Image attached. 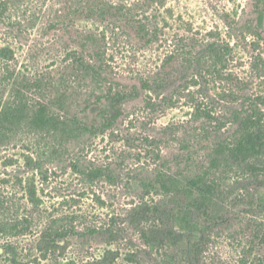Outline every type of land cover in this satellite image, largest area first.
I'll return each instance as SVG.
<instances>
[{
    "label": "trees",
    "instance_id": "obj_1",
    "mask_svg": "<svg viewBox=\"0 0 264 264\" xmlns=\"http://www.w3.org/2000/svg\"><path fill=\"white\" fill-rule=\"evenodd\" d=\"M28 1L0 0V30L16 42H21L27 26L33 28L38 20L35 12L28 20L26 14L20 15ZM156 1L159 0H76L73 9L64 4V24L59 26V12L43 18L50 30L59 28L66 33L71 28L70 14L96 19L111 32L126 35L146 48L160 34L158 21L149 13ZM238 20L244 34L264 40V0H249V9H243ZM227 27L237 41L238 29L231 23ZM70 41L75 47H67L63 59L52 63L57 65L59 78L57 73L47 77L18 67L14 50L4 42L0 44V146L23 134L24 169L26 174L35 173L38 183L48 184L70 173L69 182L76 181L78 187L73 195L90 191L96 194L94 186L104 182L127 200L116 215L95 220L79 210L40 208L37 184L3 175L0 264H26L24 248L19 244L22 239L35 243L32 247L37 245L41 251H51L71 241L99 245L100 254L80 264H145L135 261L136 255L124 244L126 230L137 234L147 255L159 249L173 250L178 244L194 255L204 234L191 239L176 234L169 224L174 207L195 211L205 227L221 228L232 223L238 227L232 228L233 232L242 240L238 264H264L262 258L251 259L253 248L264 246V223H252L247 215V219L232 217L228 211L229 200L235 210V206L247 205V189L241 182L253 180L264 188V90L255 95L244 93L239 105L229 103L236 100L237 88L248 86L227 69L233 45L213 36L201 40L194 36L180 38L152 74L122 86L115 83L108 65V41L104 35L87 31ZM250 69V82L264 77V57L260 53L251 57ZM62 73L78 85L63 83ZM211 84L218 93H211ZM166 88L167 93L162 91ZM141 93L145 116L139 118V124L148 123L147 118L161 105L174 106L177 102L189 109L187 119L162 127L160 133L144 130L133 138L118 123H132L129 115H124L125 104ZM71 94L79 98L73 99ZM104 137L123 145L129 140L134 143V139L136 150L124 149L119 154L112 150L109 161L90 158L94 139ZM129 162L132 166L128 168ZM232 174L246 177L244 181H233L239 185L237 192L225 185ZM7 184L10 187L5 188ZM250 208L249 211L254 207ZM121 215L125 216L122 223ZM158 264H171V259Z\"/></svg>",
    "mask_w": 264,
    "mask_h": 264
},
{
    "label": "rangeland",
    "instance_id": "obj_2",
    "mask_svg": "<svg viewBox=\"0 0 264 264\" xmlns=\"http://www.w3.org/2000/svg\"><path fill=\"white\" fill-rule=\"evenodd\" d=\"M64 4H66V7L72 6L73 9L76 6V0H29L25 2L19 12L20 15L26 14L25 17L28 20L35 12L38 15V20L33 28L27 26L26 31L23 32L21 42H16L12 36L4 35L3 30H0V44L4 42L14 50L18 67H27L29 73L37 72L47 77H53L57 73L59 78V72L55 70L57 65H52V63L63 59L67 47H75V44L70 40L81 33L84 34L90 31L97 35H104L105 40L108 41L106 59L115 83L129 86L138 80L141 75L152 74L159 65L163 55L175 49L178 39L183 37L188 39L194 36L196 39L201 40L213 36L219 40L228 41L233 45V52L229 58L227 69L233 71L245 81V84H248L246 86L247 89L245 86L241 87L242 85L240 88L243 90L237 88L234 92L236 93L234 95L236 100L231 99L229 103L239 105L243 100L244 93L255 95L264 90V77L254 80L253 83L250 82L253 76V72L250 69L251 57L257 53L264 57V40L255 39L250 34H244V29L240 28L238 20L243 9H249V0L156 1L152 4L149 13L158 21L160 34L157 41L146 48L139 47L135 41L126 35L122 36L111 32L105 23L74 14H70L72 20L70 21L71 28L68 33L62 32L59 28L50 30L43 15L48 17L49 15L53 16L55 12H59V15H61V24L59 26L64 24L67 21V8ZM40 13H43L42 16ZM228 23L233 24L238 29L239 39L237 41L232 39L227 27ZM62 38H65V40L61 41ZM62 78L64 80L63 83H68L71 87L78 85L73 80L70 81V77H66L64 73H62ZM210 88H213L212 84ZM225 89H228V87L225 86ZM78 90H81V88ZM162 91L167 93L169 90L166 88V90ZM212 92L218 93L213 91V89ZM71 97L73 99L79 98L74 94H71ZM143 97L144 95L141 93L138 98H130L126 101L124 115H129L132 123L128 125H126V121L124 124L118 123V127L128 130L133 138L138 137L144 130L160 133L162 132V127L182 123L188 117L189 109L184 104L177 102L174 106L161 105L156 112L147 118L148 123L141 125L138 120L140 117L145 116L142 106ZM215 106H219V104L216 103ZM25 140V135L20 134L16 138L11 139L6 146H0V178L3 175L7 179L19 177L20 179H25L27 183L33 182L37 184L38 197L41 200L40 208L51 209L52 207H57L66 210H79L94 217L91 219L96 220L101 217V219L106 220L111 215H116L118 213L117 209L127 200L119 194L118 189L115 190L114 186L104 182H99L94 186L96 194L90 191L82 196L73 195V191L78 187H76V181L69 182L72 179L70 173L57 176L55 180L48 184L38 183L37 175L35 173L26 174L24 169ZM133 141L134 143L129 140L123 145L121 142H111L107 137L97 138L94 139L88 156L98 160L109 161L112 157V150H116L117 154L124 149L134 152L137 142L134 139ZM129 165L132 166L130 162L128 163V168L130 167ZM243 176L242 174L237 176L232 174L227 179L229 182L225 183L226 187L236 191L239 185L233 181L236 178V180L240 181ZM245 178L241 181H244ZM240 184H243L247 189L244 202L247 205L235 206L237 208L235 210L232 209L234 207L232 200H229L228 209L230 210L228 211L232 217H245L246 219L248 217L252 219V223H264L263 186H256V184H261L253 180L241 182ZM7 187L10 186L7 184L5 188ZM63 203L73 205V208L70 209ZM250 206L254 207L251 211H249L251 209ZM257 207L259 209H256ZM189 209L174 207V210L170 211L169 224L176 234L184 235L189 239L193 238V236L197 238L198 234L203 232L204 240H202L199 245L200 249L194 255L187 254L181 244L175 246L173 250L170 249L163 252V250L159 249L156 253L147 255L144 252L146 247L138 239L137 234L131 230H126L123 233L124 244H127L126 246L132 251L133 255H136L134 256L135 261H143L145 264H158L160 260L166 261L167 258H170L171 264H238L242 240L239 239L240 235L233 232L232 229L237 228L238 230V227H235L232 223L221 228L214 226L205 227L203 218L195 211ZM245 211H248V213L245 214ZM124 218L125 216L121 215L119 222L122 223ZM191 241L197 242L200 239ZM19 244L24 248L26 264H80L82 260L84 261L91 256L100 254L99 245L95 243L91 245L82 244L79 241L61 243V245L51 251H41L37 245L32 247L35 243L25 239L20 240ZM258 258L264 260V246H255L253 248L251 259L257 260Z\"/></svg>",
    "mask_w": 264,
    "mask_h": 264
}]
</instances>
